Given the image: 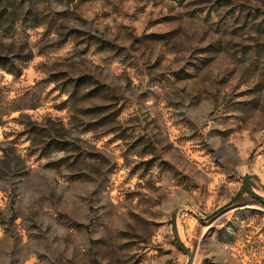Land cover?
Segmentation results:
<instances>
[{"label":"rangeland","instance_id":"1","mask_svg":"<svg viewBox=\"0 0 264 264\" xmlns=\"http://www.w3.org/2000/svg\"><path fill=\"white\" fill-rule=\"evenodd\" d=\"M0 264H264V0H0Z\"/></svg>","mask_w":264,"mask_h":264},{"label":"trees","instance_id":"2","mask_svg":"<svg viewBox=\"0 0 264 264\" xmlns=\"http://www.w3.org/2000/svg\"><path fill=\"white\" fill-rule=\"evenodd\" d=\"M0 68L2 71H5L10 75L14 74V70H16L12 62L5 63L3 59H0Z\"/></svg>","mask_w":264,"mask_h":264}]
</instances>
